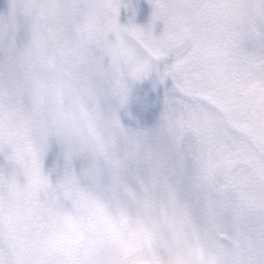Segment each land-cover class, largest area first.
<instances>
[{
    "label": "rangeland",
    "instance_id": "obj_1",
    "mask_svg": "<svg viewBox=\"0 0 264 264\" xmlns=\"http://www.w3.org/2000/svg\"><path fill=\"white\" fill-rule=\"evenodd\" d=\"M101 1L107 6L103 11H99L98 19H91L89 16L86 18L79 11H73L69 14L68 18L63 17L58 21L55 29H52L50 25H46L45 27L48 31L44 34L38 33L35 11L26 3L25 11L19 16L21 24L19 27L22 35L20 37V33L18 34L19 36L16 38V42L20 45H14L15 52L11 56L7 55L8 51L3 52L0 50V62H2V64L0 63V114L7 108L9 111L16 110L21 114L32 115V122L28 126V131H31L33 128H37V124L38 126L40 125V117L38 116L36 123L33 117H35L34 109L37 104L36 102L39 99L41 100L42 96L46 98L47 94L49 95L50 93L51 105L49 112L50 115L57 117L61 112L65 115L67 114L71 94L81 98L84 106L90 110L89 114H94L97 124L107 129L113 148L122 146L123 137L122 135H118L117 131L121 134L135 133L129 132L128 130L124 131L122 130L123 127L125 129L126 127L136 128L137 125L142 130L143 137L155 138L147 131L149 127H145L142 120L140 121L142 119L141 117L136 118V120L131 119L124 125L126 116L128 117L134 113L133 108L123 103L124 97L129 98L127 99V103H135V99L143 98L146 87L144 86L145 88L142 91L140 90V80L147 75L146 70L149 58L146 53L142 52L139 42L131 39L132 35L129 34L130 31L128 29L127 31L129 32H122L117 38V41L113 38L121 28H127L125 24H127L130 16L133 17L136 24L146 26L151 20L153 11L152 3L150 0H124V3L129 5V7L125 8L122 5L119 20L117 16V0ZM208 1L210 0H206V2ZM226 1L229 2L230 0H224V2ZM67 2L68 0H63L65 6ZM96 2L98 0H85L86 11H89V5ZM161 2L166 9L170 10L175 0H161ZM191 2L194 3L193 0ZM202 2L205 3V0H202ZM224 2L222 3L223 5L219 4L218 6H214L212 10H215L223 19H225L226 15H229L230 19L233 20L234 15L239 13V11L235 10L234 12L227 5H224ZM36 3L38 4L39 0H35V3L33 0V4ZM3 6L9 10L5 4ZM73 7L75 6L71 8ZM212 10L211 12H213ZM166 19L167 15L162 12L154 24L155 34L160 35L163 33ZM89 21H91L93 26L92 32L99 39V42L103 41V44L109 46L111 41L114 40L118 45L116 52L111 51L109 53V56L112 57L109 60V67H112L114 57L118 55L120 57L119 68L122 72H125L126 77L123 79L115 78L111 71L109 73V77L112 78L109 83L110 86L109 84L105 85L99 76V68L96 64L95 57H100L102 54L94 51L96 48L95 45H97L96 38L91 41L93 44L92 47L91 43H88L90 41L84 37L90 31L91 26ZM262 30V27L258 26L256 31L247 36L242 43L243 45L248 44L247 49L250 51L244 54L243 47L239 46L238 53L240 56L260 54V51H262L261 48H264V35ZM107 31L112 36L111 40L110 38L105 39L103 36ZM23 36L25 37L24 39ZM211 36L222 49H226L228 42L220 38L218 34H215V28L211 32ZM100 47L104 46L100 43ZM95 53L99 54L95 55ZM131 53H136L134 59L131 58ZM54 54L60 57V64L55 62ZM29 64L30 66H28ZM30 68L33 72L30 78L27 79ZM62 69L67 70L68 74L65 71L63 72ZM133 72L144 74L136 75ZM145 80L148 81V87H150L149 97L162 93L166 101L162 103L161 110L166 108L172 93L166 92L163 87L157 88L153 86L150 79ZM34 82H38L41 85L38 98L33 93ZM65 82H67V87H65ZM110 87H113V89H107ZM211 99L214 100L213 102H216L213 97ZM145 107L146 105L142 109L144 110ZM155 107L150 111V116L153 118L159 115V109L157 106ZM255 111L257 109L250 107L246 116H253L252 113L254 114ZM40 112L38 110V113ZM142 114L144 115V113ZM54 117L43 118L47 123L46 126L48 129V152L46 154L43 152L42 155H39L34 149H31L29 147L30 145H27L25 142L24 137L11 136L10 139H4L3 135L10 136L12 131L9 128L6 132L4 121L0 119V123L2 124L3 122V126L1 127L2 133L0 132V210L4 208L6 200L11 199L14 192L23 188L30 181L38 187L39 198L34 203L29 215H35L42 206L47 207L54 200L60 202L63 206H67L70 201L61 195V187H66L73 182L77 183L81 188L87 187L85 181L89 173L88 165L91 159V152L86 149L85 152L80 154L79 150L82 145L79 140L73 141L74 144L71 153L68 152L66 145L61 146V140L65 136L59 131ZM235 125L236 127H243L245 129L251 124L244 119L243 123H235ZM259 127H264V122ZM252 129L254 132L251 133L250 139L264 135L262 134L264 130H257L253 125ZM66 139L68 138L66 137ZM143 140L145 141L146 139ZM30 143L36 150L41 146L39 140H32ZM69 143L72 142L69 140ZM146 143L158 148H162L163 146L160 141H147ZM177 149L178 151L175 157H179L180 154L185 155L187 151L181 145ZM69 154L71 155L69 156ZM245 160L248 159L245 158ZM250 162H254L255 165L260 164L258 161ZM243 167L248 166L243 164L236 171H241ZM232 168H234V165L229 166V169ZM51 174L55 180L51 178ZM151 174L152 170L146 165H132L125 170L121 178L122 183L117 186L119 194L116 207L122 213L120 231L117 234L119 249L124 256L121 264H161V257L176 243L174 238L171 241L172 227H175L176 231L179 230L184 233L183 217L182 219H178L179 223L174 225L172 223L173 226L171 227V213L174 218L177 217V211H175L177 206H170L164 202H161L160 205L159 201L162 194H157L155 198V214L148 213L144 210L143 202L137 195L136 190L138 185L146 183L145 177ZM95 177L103 184L109 182L107 171L103 166L96 169ZM175 177L178 178L177 180H180L182 199L188 201L190 204V218L193 219V216H196L199 221V234L207 239V235H202V232L206 229V224L202 223L201 218L208 211L207 208L209 207L210 201L209 192L196 182L190 163H186L183 170H178ZM208 179L209 181H214L215 178L211 177L209 173ZM217 199L215 200L214 208L217 206L218 201L223 204L222 209L225 208L227 210L228 208H233L235 205L236 207L239 205V200L233 194L228 197H218ZM258 212L263 213L264 211L258 209ZM220 228L228 230L230 235L236 240L234 245L229 248V255L232 256L237 249V257L244 261V263H249L251 261L249 258L250 255L244 253L249 249H239L246 241L238 232L239 229L234 227V225L228 224L226 221ZM14 235L20 242L19 247L15 250L7 247L4 240L0 238V262L2 264H14V256H18L15 264H49L48 261L40 258L38 255H35V258L31 257V250L24 247V229L21 226L17 225ZM215 250L221 254L225 251L221 248L219 250L215 248ZM259 253L260 251H258Z\"/></svg>",
    "mask_w": 264,
    "mask_h": 264
},
{
    "label": "clouds",
    "instance_id": "obj_2",
    "mask_svg": "<svg viewBox=\"0 0 264 264\" xmlns=\"http://www.w3.org/2000/svg\"><path fill=\"white\" fill-rule=\"evenodd\" d=\"M63 0H39L35 9L38 33L48 31L46 25L55 29L58 21L64 16ZM209 5H197L191 0H175L170 11L190 22L193 28L202 30ZM239 15L242 19V32L254 30L257 21H264V16L244 2H238ZM215 25V21H210ZM214 30V28H213ZM235 41L228 42L223 61L224 82L214 86L206 78L209 65L194 67L205 76L201 87L196 92L186 94L173 91L165 108L162 120L170 141L179 147L186 136L193 141L194 151L185 156L175 154L146 143L139 134L126 133L122 135V146L113 148L107 129L99 126L95 116L84 106L81 98L70 94V105L65 115L59 113L55 122L59 131L70 141L79 140L82 147L90 150L85 183L81 188L73 182L61 187V195L70 201L67 206L53 201L47 207L29 215L34 203L39 198L38 187L29 182L23 188L12 194L0 210V238L7 247L14 250L19 247V241L14 235L17 225L24 229V247L36 253L49 264H121L124 259L119 249L117 234L120 231L122 213L116 207L117 186L122 183L125 170L132 165H146L152 174L145 177L146 183L137 186V195L143 202L144 210L155 214V198L162 194L170 206H177L184 220V233L178 243L161 257V264H222L216 250L202 237L190 218V204L179 195L178 185L174 176L178 170H183L190 163L196 182L209 193L231 192L242 204L249 208L264 211V171L245 168L241 171L229 168H216V162L221 157L223 146L222 133L231 132L235 123H243L244 105L252 95L264 98V55L238 56L235 53ZM57 64L61 63L54 54ZM119 60L114 57L111 67L114 76L119 74ZM216 71H221L218 64L211 65ZM67 87V82H65ZM41 85L33 84V93L38 98ZM204 93L215 99H206ZM6 132L11 129L16 137H23L28 132L32 117L7 108L0 114ZM103 166L108 174L109 182L101 183L95 177V171ZM216 171L215 181H209L208 175ZM179 198V204L177 200ZM18 256L13 257V261Z\"/></svg>",
    "mask_w": 264,
    "mask_h": 264
},
{
    "label": "snow or ice",
    "instance_id": "obj_3",
    "mask_svg": "<svg viewBox=\"0 0 264 264\" xmlns=\"http://www.w3.org/2000/svg\"><path fill=\"white\" fill-rule=\"evenodd\" d=\"M150 2L153 11L151 20L146 26L136 24L132 16L129 17L126 24L127 29L141 45L142 52L146 53L149 58L147 75L140 81L150 79L153 86L163 87L166 92L180 91L192 94L198 87L203 86L202 81L205 79V76H202L194 67L195 63H199L201 66L209 65L206 78L212 81L214 86H221L224 82L223 70L216 71L211 65L217 64L220 57L225 55V51L211 36L216 25L210 22L212 19L208 17V13H203L208 19L205 20L202 30H198L193 28L190 22L178 18L169 9H166L161 0H150ZM223 2L224 0H215L217 4ZM232 2L238 3L241 0H232ZM242 2L264 16V0H242ZM122 5L125 8L129 7L124 3V0H117L118 19ZM162 12L167 15V19L163 33L157 35L154 32V24ZM237 34L235 27L229 26V39L234 40ZM229 54L240 56L237 52ZM135 55L136 53L130 54L133 59ZM197 94L205 95L204 93ZM205 98L209 99L210 96L205 95ZM250 135L249 132L236 126L231 132H223L221 157L229 163L243 157L264 165V135L252 139L249 138ZM51 178L55 180L52 174Z\"/></svg>",
    "mask_w": 264,
    "mask_h": 264
}]
</instances>
